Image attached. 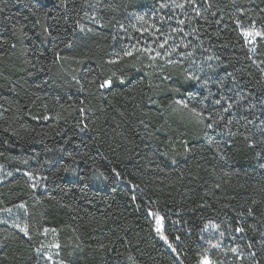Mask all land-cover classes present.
I'll use <instances>...</instances> for the list:
<instances>
[{
    "label": "trees",
    "instance_id": "trees-1",
    "mask_svg": "<svg viewBox=\"0 0 264 264\" xmlns=\"http://www.w3.org/2000/svg\"><path fill=\"white\" fill-rule=\"evenodd\" d=\"M245 31L264 0H0V264H264Z\"/></svg>",
    "mask_w": 264,
    "mask_h": 264
},
{
    "label": "rangeland",
    "instance_id": "rangeland-1",
    "mask_svg": "<svg viewBox=\"0 0 264 264\" xmlns=\"http://www.w3.org/2000/svg\"><path fill=\"white\" fill-rule=\"evenodd\" d=\"M251 32H255V31H251ZM91 34H92V31L89 29H83L81 31L82 39L89 37ZM245 37L248 40V43L252 46L257 44L259 42V40H264V36H256L255 38L248 37V36H245ZM170 115H171V121L172 122L183 121L185 118L184 116L178 115V113L175 109L172 110V113ZM2 212H4V211H2ZM156 219H157V221H159V224L157 223V229L159 228V232L162 233V231H163L162 230V226H163L162 219L159 216H157ZM47 232L49 233L51 231H47ZM61 250H62L61 247H58V244L55 241L49 240V242L47 243V248H46L45 252H46V258L50 262V264H64L62 259L59 258V255L61 254ZM203 261L201 264H203Z\"/></svg>",
    "mask_w": 264,
    "mask_h": 264
},
{
    "label": "snow or ice",
    "instance_id": "snow-or-ice-1",
    "mask_svg": "<svg viewBox=\"0 0 264 264\" xmlns=\"http://www.w3.org/2000/svg\"><path fill=\"white\" fill-rule=\"evenodd\" d=\"M179 7H183V5H179ZM181 23H183V21H181ZM244 35H245V36H248V37L255 38L256 36H264V33H261V32H249V31H245V32H244ZM109 83H110V81H105V84H104V85H101V87H104L105 85H107V84H109ZM192 111L195 112L196 109H192ZM157 223L159 224V221H157ZM22 231H24L25 234L27 235V230H26V229H22ZM157 231H159V228L157 229ZM236 231H238V232H239V231H243V229H242V228H237ZM164 239H167V237H164ZM217 246H218V245H217ZM38 251H39V249H38ZM232 251L235 252L236 249H232ZM203 264H210V262H209L207 259H205V260L203 261Z\"/></svg>",
    "mask_w": 264,
    "mask_h": 264
}]
</instances>
